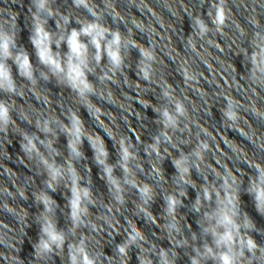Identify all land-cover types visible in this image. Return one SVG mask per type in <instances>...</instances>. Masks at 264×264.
<instances>
[{
    "label": "water",
    "instance_id": "water-1",
    "mask_svg": "<svg viewBox=\"0 0 264 264\" xmlns=\"http://www.w3.org/2000/svg\"><path fill=\"white\" fill-rule=\"evenodd\" d=\"M212 3L213 0H90L91 6L101 13L102 23L119 30L138 45L125 53V67L117 73L115 80L98 79L101 75L99 69L90 74L89 79L95 84L97 95L88 99L87 107L54 78L48 82L41 80L32 86L17 77L18 90H22V95L9 97L0 93V99L14 107L12 115L15 121L6 133H0V264H68L66 252H57L44 259H37L34 255L33 244L39 231L35 218L42 206L34 204L33 193L44 187L46 176L43 169L21 151V139L24 132L37 133L44 139L35 127L36 120L47 117L54 120V126L59 128L68 123L70 111L78 113L90 134L103 139L111 153L112 163L118 158L119 138L129 137L139 152L137 163L143 169H137L136 178L141 183L153 184L155 188V199L150 206L155 223L138 214V194L133 189L126 190L125 205H116L85 142L84 151L88 157L76 166L93 189L96 203L90 207L89 219L98 228L95 232L81 229L77 237L86 236L90 248L109 257L108 264H112L111 248L124 238L130 222L143 230L150 244L157 248L172 247L174 241L162 228L165 222L162 197L175 189L176 175L171 160L179 151H190L198 138L206 139L211 146V150L205 153L201 175H216L230 170L238 181H243L242 210L260 229L253 233L255 239L264 243V215L257 212L253 198L244 191L249 176L255 174L250 165L264 164V137L257 139L264 132V125L247 111L251 100H255L257 106H264V91L250 85L248 69L251 65L243 58L245 49L251 51L249 40L254 31L253 24L259 20L264 26V0H226V8L230 10L229 27L222 34L213 30L200 39L191 18L201 16L212 27L207 15ZM51 7L57 12V17L48 23L49 30L54 33L58 31L57 20L61 14L71 18L69 25H62L64 29L79 27L78 21L92 19L83 8H76L72 0H53ZM30 9L31 0H0V19L10 20L17 33V44L31 53ZM241 30H245L247 35L242 36ZM139 48L155 53L151 81L143 80L138 73ZM32 63L37 64L34 55ZM167 85H171L174 96L187 107L191 131L190 134L175 135L171 146L162 145L166 171L163 180H156L144 146L151 143V138L160 131L155 109L163 103L161 89ZM225 96L234 97L244 106L238 126L229 127L221 117ZM65 143V137L59 135L55 147L67 157ZM117 175H120L119 170ZM193 179L197 185L201 183L195 171ZM50 195L58 203L56 218L59 226L70 228L67 187L62 184ZM194 198L195 189L189 188L185 206L178 210L185 236L198 231L199 217L191 210ZM106 216L114 218L118 225L109 228L104 222ZM177 252L178 264H189L190 249H177ZM139 256L140 253L133 249L125 264H139Z\"/></svg>",
    "mask_w": 264,
    "mask_h": 264
},
{
    "label": "clouds",
    "instance_id": "clouds-1",
    "mask_svg": "<svg viewBox=\"0 0 264 264\" xmlns=\"http://www.w3.org/2000/svg\"><path fill=\"white\" fill-rule=\"evenodd\" d=\"M52 3L53 0H31V9H34H30L31 53L17 44V33L10 20L0 19V93L9 97L22 95V90H18L17 77L32 86L41 80L48 82L54 78L58 84L68 87L87 107L88 99L97 95L96 86L89 75L99 69L101 75L98 79L114 81L117 73L125 67V53L138 45L119 30L102 23L101 13L91 6L90 0H72V3L76 8L87 11L92 19L78 21L79 27L64 29L62 25H69L71 18L61 14L57 20L58 31L54 33L48 28L49 20L57 17V12L51 7ZM207 15L212 27L201 16L191 18L194 31L200 39L207 37L213 30L222 34L229 27L230 10L226 8V0H213ZM253 28L249 40L251 51L245 49L243 58L251 65L248 69L250 85L264 91V26L257 20ZM241 35L246 36V31L241 30ZM139 53L138 73L143 80L151 81L156 62L155 53L144 48H139ZM33 55L36 65L32 63ZM161 97L163 103L155 109L160 131L151 138V143L144 146L156 180H163L166 171L163 168L166 157L162 153V145L171 146L175 142V135L183 132L190 134L191 131L188 109L183 101L174 96L171 85L161 89ZM224 99L222 119L229 127L238 126L244 106L234 97L225 96ZM13 111L14 107L8 101L0 99V133H6L15 125ZM247 111L253 119L264 125V106H257L256 101L251 100ZM67 120V124L57 128L52 119H37L35 127L44 139L37 133H22L21 151L42 168L46 176L44 187L33 193L34 204L42 206L35 218L39 231L38 239L33 244L34 255L37 259H44L57 252H66L68 264H108L109 257L90 248L86 236L77 237L81 229L95 232L98 228L89 219L90 207L96 203L93 189L76 166L88 157L84 151L85 142L116 205H125L126 190L133 189L138 194V214H142L146 221L155 223L150 211L155 199V188L153 184L141 183L136 178L137 169H143L137 163L139 152L129 137L119 138L118 158L112 163L108 146L102 138L86 130L77 112L70 111ZM203 134L207 135L206 132ZM59 135L65 137L67 157L55 147ZM262 137L264 132L257 139ZM210 150L208 141L198 138L190 151H179L171 160L176 175L175 189L162 197L165 220L162 228L174 241L172 247L157 248L150 244L143 230L130 222L124 238L111 248L112 264H125L133 249L140 253L139 264H178L177 249L184 248L191 251L189 264H264V243L257 242L253 235L260 229L241 207L243 181H238L230 170L216 175H201L205 153ZM250 167L255 174L249 176L244 191L253 198L257 212L264 215V164L254 163ZM118 170L120 175H117ZM193 171L200 176L199 185L193 179ZM62 184L69 193L66 202L71 227L68 229L59 226L56 218L58 203L50 195ZM189 188L195 189L191 210L199 217V225L198 231L185 236L178 210L185 206L184 199L188 197ZM108 211L111 212V209ZM104 222L109 228L118 225V221L111 216L104 217Z\"/></svg>",
    "mask_w": 264,
    "mask_h": 264
}]
</instances>
